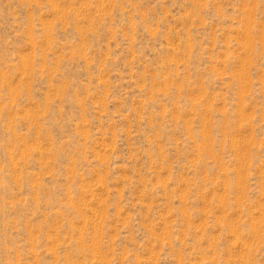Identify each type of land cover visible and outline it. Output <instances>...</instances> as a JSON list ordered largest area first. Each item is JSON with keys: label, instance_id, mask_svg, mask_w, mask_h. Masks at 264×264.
I'll return each instance as SVG.
<instances>
[{"label": "rangeland", "instance_id": "374dc122", "mask_svg": "<svg viewBox=\"0 0 264 264\" xmlns=\"http://www.w3.org/2000/svg\"><path fill=\"white\" fill-rule=\"evenodd\" d=\"M0 264H264V0H0Z\"/></svg>", "mask_w": 264, "mask_h": 264}]
</instances>
